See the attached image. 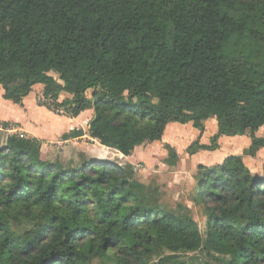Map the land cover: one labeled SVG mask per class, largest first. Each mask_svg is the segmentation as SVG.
<instances>
[{"label":"trees","instance_id":"trees-1","mask_svg":"<svg viewBox=\"0 0 264 264\" xmlns=\"http://www.w3.org/2000/svg\"><path fill=\"white\" fill-rule=\"evenodd\" d=\"M247 41L264 43V0H0L2 97L23 105L41 83L40 105L69 118L92 109L88 135L125 156L161 141L170 123L203 134L212 118L211 144L194 140L190 155L247 132L255 155L264 148V56L237 47ZM166 146L175 166L179 154ZM43 154L42 140L17 133L0 147V264H82L110 250L118 264H145L156 244L173 253L202 246L195 220L140 202L131 164L64 168ZM197 168L205 245L230 264H264V177L239 154ZM35 209L33 228L15 233L11 220Z\"/></svg>","mask_w":264,"mask_h":264},{"label":"rangeland","instance_id":"rangeland-1","mask_svg":"<svg viewBox=\"0 0 264 264\" xmlns=\"http://www.w3.org/2000/svg\"><path fill=\"white\" fill-rule=\"evenodd\" d=\"M237 47L244 51L253 50L258 54V58L264 56V43L257 45L251 41H247L245 44L238 45ZM53 75L59 79L57 73H53ZM91 93L92 91L89 90L87 95L90 97ZM1 94L0 117L16 119L18 112L14 107H19V104L4 99ZM67 97L69 95L63 93L60 99L64 100ZM39 102L46 103L47 101L40 98ZM88 117V114H84L79 118L77 117L74 120L73 128L80 127L87 132V124L90 120V117ZM30 119L41 124L42 128L47 132H57L72 125L70 121L65 122L59 120L43 109L31 112ZM1 121L3 120L0 119ZM174 125H179L174 130L175 132L186 133L185 127L182 124L175 123ZM0 128L2 127L0 126ZM3 136L4 133L0 129V146L3 143ZM189 141L191 140L188 138L186 144ZM48 143L49 145L44 148V159L49 162L59 163L64 168L79 167L81 166V160L90 159L108 160L121 164L124 167H128L129 163H132L133 176L144 184L143 189L139 193L140 202L143 205L146 207L157 206L181 218H191L196 221L203 237V244L198 250L173 253L163 245L156 244L146 253L145 264H158L161 259L166 257H172L166 264H230L231 257L229 255L216 253L205 245V238L208 231V213L197 196V182L199 177V169L197 167L199 164L191 161L192 157L187 152V149L182 152L175 166H169L167 164L168 148L166 146L168 143L164 140L154 144H146L138 148L137 151L132 153L131 158H126L123 154L121 156L119 151L106 148L87 138L74 139L72 142L65 143L61 136H58L52 138ZM257 154L258 151L255 155H250L248 151H244L242 156L246 158L248 165L256 175L264 177V150L258 156ZM37 221L38 210L35 209L30 217L24 215L20 216L17 220H11V225L15 233L22 235L25 231L33 228ZM82 264H118L117 251L110 250L104 255L92 256L82 262Z\"/></svg>","mask_w":264,"mask_h":264},{"label":"crops","instance_id":"crops-1","mask_svg":"<svg viewBox=\"0 0 264 264\" xmlns=\"http://www.w3.org/2000/svg\"><path fill=\"white\" fill-rule=\"evenodd\" d=\"M3 92H4L3 88L0 85V93H2L1 95H3ZM43 92H44V85L41 83L36 84L33 87L32 92L24 98L23 105H19V107L18 106L14 107L16 109V111L18 112V114H17L18 117L16 119L0 117L1 120L10 123V128H8V129L0 128L2 130V132L4 133L3 143L1 144V146L6 144L7 138L10 134H12V133H17V134L23 133L25 135V137H27V138H38V139L42 140V150L44 152V148L49 145L48 142L51 141L52 138H56L58 136H61V138H62V135L64 133L69 132L70 130L74 129L73 123H74V120L77 119V117L76 118H69L63 114L54 113L53 111L49 110L47 107L40 105V102H39L40 98H44ZM10 102H12V101H10ZM39 109H43V110L48 111L51 115H53L54 117H56L59 120H63L65 122L70 121V123L72 125L64 128V129H61L57 132L56 131H51V132L48 131L47 132L45 129L42 128L41 124L30 119L31 112H34L35 110L38 111ZM84 114H88V116L91 118L93 116V110L89 109V110L84 111L82 114H80L78 116V118ZM175 123H177V122H173V123L168 124L162 140L166 141L169 145H171L173 148H175L179 154V157L181 156L182 152L188 148L191 141H193L195 139L199 138L200 142L202 144L210 145L211 138L214 136V134L218 130V123H217L216 118H212V119L207 120L205 122V131L203 134H201L200 130L198 128H195L193 126V123H191V122L186 123V124H182V126L185 127L186 133H183V134L181 132L177 133L174 130L179 125H174ZM77 128H80V127H77ZM44 132H45V134H44ZM263 132H264V128L262 127V128H260V130L256 131V135L262 136ZM81 138H84V139L87 138L91 141H95V142L99 143L97 140L91 138L87 132ZM81 138H75V139H81ZM188 138L191 141H189L188 144H186ZM62 140H63V142L67 143L69 141L72 142L74 139H68V140L62 139ZM157 142H160V141H155L152 144L157 143ZM145 145L146 144L136 147L134 152L137 151L138 148L145 146ZM250 145H251L250 132H247L244 135L221 136L219 138L218 148L216 150H214L212 152L211 151L209 152V150H200L197 153L191 155V157H192L191 161L194 162L195 164H203V165H208V166L219 164L223 161V159L226 156H228L230 154H239V155L241 154V155H243V152L246 149H248L250 147ZM106 148H108V147H106ZM263 150H264V148H262L260 151H258V154H260L261 151H263ZM202 151H205V152H202ZM118 154H120V153H118ZM199 154H201V155H199ZM258 154H257V156H258ZM121 156H123V155L121 154ZM198 156H200V157H198ZM124 157L131 158L132 155L124 156ZM243 158H244L245 163L248 165L246 158L245 157H243ZM82 162H83V160H81V163ZM129 164L133 165L132 163H129ZM249 168L252 170V168L250 166H249Z\"/></svg>","mask_w":264,"mask_h":264},{"label":"built area","instance_id":"built-area-1","mask_svg":"<svg viewBox=\"0 0 264 264\" xmlns=\"http://www.w3.org/2000/svg\"><path fill=\"white\" fill-rule=\"evenodd\" d=\"M43 99H44V98H43ZM46 101H47V100H46ZM19 136H20V137H23V138L25 137V135H24L23 133H20Z\"/></svg>","mask_w":264,"mask_h":264}]
</instances>
